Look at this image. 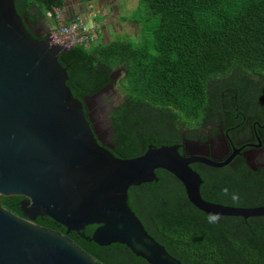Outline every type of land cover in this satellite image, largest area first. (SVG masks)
Wrapping results in <instances>:
<instances>
[{"label":"trees","instance_id":"trees-1","mask_svg":"<svg viewBox=\"0 0 264 264\" xmlns=\"http://www.w3.org/2000/svg\"><path fill=\"white\" fill-rule=\"evenodd\" d=\"M64 1L14 0V5L30 24L42 19L52 24L47 13ZM132 13L126 20L139 24L136 37L103 43L98 36L58 60L74 98L82 101L108 85L120 91L121 102L109 114L113 156L133 159L148 147L205 141L218 128L239 137L254 129L264 141V0H138ZM119 68L124 73L112 82ZM191 168L201 177L205 201L264 206V162L255 170L240 158L221 169ZM155 177L161 189L130 193L128 204L171 257L180 264H264V217L209 223L188 202L180 182ZM35 224L67 237L47 219ZM67 238L99 264H145L125 248L99 251L94 243Z\"/></svg>","mask_w":264,"mask_h":264},{"label":"water","instance_id":"water-1","mask_svg":"<svg viewBox=\"0 0 264 264\" xmlns=\"http://www.w3.org/2000/svg\"><path fill=\"white\" fill-rule=\"evenodd\" d=\"M26 22L14 0H0V264H99L67 237L94 243L99 251L125 248L145 264H180L147 234L128 204L130 193L161 189L155 175L180 182L188 202L205 214L264 217V206L205 201L201 177L191 168L224 167L243 147L221 163L185 139L148 147L133 159L113 156L84 112L86 100L113 85L82 101L74 98L58 62L66 50L52 43L50 28L40 40ZM46 219L67 237L35 224Z\"/></svg>","mask_w":264,"mask_h":264},{"label":"flooded vegetation","instance_id":"flooded-vegetation-1","mask_svg":"<svg viewBox=\"0 0 264 264\" xmlns=\"http://www.w3.org/2000/svg\"><path fill=\"white\" fill-rule=\"evenodd\" d=\"M58 10L60 11V15L63 21L65 22L75 18L78 14L81 13V11L73 12L71 11V9H67L65 11L63 7ZM47 18L51 20V18H49L48 16ZM26 23L27 30L35 38L40 40L45 38L48 29L52 26V24H49L50 22H46L43 19L36 24H30L28 20ZM113 96H116L114 89H109L98 98L88 99L84 103V112L87 116L90 127L92 128L99 142L101 139L106 144H110V141L113 138L112 123L109 119V114L121 102H116L115 100H113ZM105 118L108 120V123L106 124L107 127L104 125ZM105 127L108 133V137H106L107 133L105 131ZM229 132L230 130L223 131V129L218 128V135H210L209 133H207L205 141H202V139H196L195 141L191 142H195L200 145V147L203 148L202 153L211 161L216 163H221L225 159H227L231 155L233 148L239 149L243 147L240 154L236 155L228 165L231 166L232 162H235L236 158H240L245 165L249 166L253 170H255L257 167H261L262 163L264 162V141L260 139L258 133L253 129L249 137H239L234 134L229 136ZM199 165L201 167H208L210 169H221L228 166L226 165L221 168H213L202 164ZM15 215L21 217L17 212L15 213ZM65 234L67 235L66 231Z\"/></svg>","mask_w":264,"mask_h":264},{"label":"rangeland","instance_id":"rangeland-1","mask_svg":"<svg viewBox=\"0 0 264 264\" xmlns=\"http://www.w3.org/2000/svg\"><path fill=\"white\" fill-rule=\"evenodd\" d=\"M137 5L138 0H66L63 8L65 11L71 9L73 12L81 11V14H93V19H87L86 27L89 28L94 23L96 33L100 37L99 40L107 43L116 38H127L126 36L136 37L138 35V24L132 25V22L122 21L123 18L133 17L132 12L136 9ZM117 70L120 73L115 77L116 82L124 73L123 68ZM112 89H114L116 94V96H113V100L116 102L121 101L122 96L117 86H113Z\"/></svg>","mask_w":264,"mask_h":264},{"label":"built area","instance_id":"built-area-1","mask_svg":"<svg viewBox=\"0 0 264 264\" xmlns=\"http://www.w3.org/2000/svg\"><path fill=\"white\" fill-rule=\"evenodd\" d=\"M47 16L54 21L49 30L52 43L62 46L65 50L73 46L88 47L98 39L94 23L91 27H86L87 19H93L94 15L91 13H80L66 22L58 9H53Z\"/></svg>","mask_w":264,"mask_h":264},{"label":"clouds","instance_id":"clouds-1","mask_svg":"<svg viewBox=\"0 0 264 264\" xmlns=\"http://www.w3.org/2000/svg\"><path fill=\"white\" fill-rule=\"evenodd\" d=\"M223 193L227 196L229 194V190L227 188H224ZM231 199L233 202H238L239 196L236 194H232ZM206 218L209 223H218L221 219V215L219 213H208Z\"/></svg>","mask_w":264,"mask_h":264},{"label":"crops","instance_id":"crops-1","mask_svg":"<svg viewBox=\"0 0 264 264\" xmlns=\"http://www.w3.org/2000/svg\"><path fill=\"white\" fill-rule=\"evenodd\" d=\"M136 9H137V7H136ZM70 17V16H69ZM72 18V17H71ZM125 19V20H124ZM126 19H128V18H123L122 19V21H125V22H132V25L133 24H138L136 21H133V20H126ZM120 20H121V18H120ZM139 25V24H138ZM101 36V35H100ZM100 38V37H99Z\"/></svg>","mask_w":264,"mask_h":264}]
</instances>
